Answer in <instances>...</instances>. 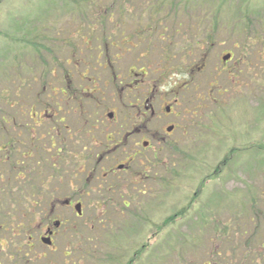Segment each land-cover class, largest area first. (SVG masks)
<instances>
[{"label": "rangeland", "instance_id": "1", "mask_svg": "<svg viewBox=\"0 0 264 264\" xmlns=\"http://www.w3.org/2000/svg\"><path fill=\"white\" fill-rule=\"evenodd\" d=\"M86 1L0 0V119H8L6 124L1 119L5 129L0 127V138L19 131L14 115L18 102L28 108L35 91L61 84V56L65 54V41L79 38L73 34L75 28L88 32L89 26L98 27L100 22L108 33L111 28L117 32L134 28L133 18L137 19L140 7L126 5L128 20L122 25L116 23L115 15H109L111 9L116 10L118 5L129 0H93L98 4L93 7L84 6ZM222 1L194 0L193 6L200 8V12L212 6L232 16V3L240 0ZM250 6L257 17L264 18V0H250ZM86 10L93 11V17L79 14ZM190 13L191 8L187 7L176 16L187 23L190 19L186 15ZM93 18H98V23L87 26ZM174 39L179 41L178 34ZM230 40V36L218 34L212 47L202 48L205 56L202 61L195 53L193 59L187 60L189 63L176 66L181 71L190 63L203 67L194 76L191 88L197 104H202L195 111L197 122L189 127L184 138H168L175 145L155 150L158 155L153 158V166L148 167L147 176L135 188L126 185L122 193L116 190L99 195L95 190L89 191L82 197L80 218L75 217L72 206L57 207L58 215L66 222L59 228L65 235L55 239L56 250L51 252L39 242L38 233H34L32 250L27 251L23 244L25 252H20L21 257L14 255L12 258L0 252V264H48L49 260L60 264L65 261L70 264H125L131 258L133 264H202L210 252L212 224L222 226L236 220L234 213L239 209L245 215L254 216L251 204L254 199L259 200V190L264 185V110L261 109L264 87L258 84L259 91L254 93L247 81L233 89L229 86L231 83L224 71L233 60L222 68L220 57L230 51ZM180 45L179 42L175 49ZM159 51L157 44L142 54L146 61L155 63ZM216 75L220 87L226 88L219 94L208 85V80ZM256 75L260 77L259 68ZM178 78L182 79L183 74ZM39 111L37 108L32 112ZM70 117L69 113L66 119ZM26 124L21 125L20 131ZM152 145L158 147L154 141ZM148 153L151 154L150 149ZM0 172L2 174L3 167ZM2 175L1 184L6 183ZM65 177L49 179L57 198L63 199L74 192L73 181L69 183ZM2 196L6 199L3 192ZM190 204L183 216L164 224L168 216ZM0 208H4L1 200ZM204 222L208 223L205 228ZM209 222H212L211 229ZM20 225L25 224L20 222ZM16 234L22 235V232ZM13 239L10 251L19 245L17 238ZM25 240L26 237L21 238L20 242ZM66 248L70 251L67 257L63 254Z\"/></svg>", "mask_w": 264, "mask_h": 264}, {"label": "flooded vegetation", "instance_id": "2", "mask_svg": "<svg viewBox=\"0 0 264 264\" xmlns=\"http://www.w3.org/2000/svg\"><path fill=\"white\" fill-rule=\"evenodd\" d=\"M65 42L61 99L67 114L57 124V110L47 117L29 113V134L23 136L19 120L14 149L19 155V173L23 165L20 157L39 154L47 160L54 156L62 159L61 177L73 181L74 192L63 199L56 195L51 198L47 223L30 225L37 229L28 232L27 251L34 246V233L51 252L56 250V237L65 235L59 227L66 222L58 215L57 207H73L78 202L82 206V197L93 190L99 195L116 190L122 193L126 185L135 188L147 176L148 167L153 166V158L158 155L155 150L175 143L168 138H184L197 122L195 111L202 107L191 91L199 71L185 72L187 76L182 79L172 77L177 74L161 70L158 63L150 66L142 54H134L131 38L119 41L120 46L114 39L102 43L96 40V46L90 38H69ZM69 113L78 119H65ZM23 114L21 107L19 118ZM85 115L95 118L85 121ZM152 141L157 148H153ZM3 147L0 144V151ZM55 220L60 224L53 229ZM48 235L50 242L46 244L42 237ZM63 254L69 256V249ZM48 264L60 263L49 260Z\"/></svg>", "mask_w": 264, "mask_h": 264}, {"label": "trees", "instance_id": "3", "mask_svg": "<svg viewBox=\"0 0 264 264\" xmlns=\"http://www.w3.org/2000/svg\"><path fill=\"white\" fill-rule=\"evenodd\" d=\"M193 2L194 0L125 1L118 5L119 9H111L109 15H115L118 19V22L116 20L115 22L121 25L128 19L127 10L124 8L126 5L140 7L139 12L137 11V20H133L139 26L133 29L131 35L128 32L123 33L121 29L117 32L115 28H111L108 33V29L104 28L105 25L102 22L98 27L89 26L88 32L92 33L94 46L97 45L96 40L102 43L110 39L117 40V46H120L119 41L129 38L132 39L134 46L140 45L144 51L147 49L151 51L158 44L160 51L156 62L161 64V70L171 73L180 72L181 69L176 66L189 63L187 60L193 59L195 53L199 55V61H202L205 57L204 49L212 47L218 34H226L230 36V51L234 56L230 67L224 71L225 77H228L231 83L229 86L233 89L247 81L252 91L258 92V84L261 88L264 87V18L254 14L250 0H240L232 3V6L230 4L232 16H226L220 12L221 9L212 6L205 7L200 12V8L193 6ZM93 5L98 4L93 0H87L84 3V6L93 7ZM187 7L191 8V13L186 15L190 21L184 23L176 15ZM83 14L85 17H93L94 12L86 10ZM144 17H146L145 20ZM98 21V18L89 19L86 25L92 26ZM177 34L179 41L174 39ZM162 41L165 43L163 44ZM174 41L181 43L177 50L175 47L178 44ZM191 64L193 63L186 64L188 67L184 70L192 69ZM258 68L260 77L256 75ZM208 85L218 92L226 89L221 88L217 83V75ZM262 93H264L263 89ZM261 109L264 110V105ZM1 119L0 127L4 130L3 124H6L8 119H2L3 124ZM14 138L17 137L13 135L3 138L5 147L0 151V167H3L2 174L6 179V183H0V200L4 203V208H0V252L7 258H12L14 255L19 257L20 252L22 254L25 252L22 247L25 242H20V239L26 237L29 230H32L31 224L48 217L50 206L48 203L54 196V186L50 184L49 179L60 178L63 175L62 159L54 156L52 160H47L46 157L38 154L28 158L20 157L23 165L19 173L17 166L19 155L14 149ZM44 171L46 173H43ZM2 174L0 172V178ZM2 192L6 194V199L3 198ZM259 196L258 206L256 204L258 201L255 199L251 204L254 216L245 215V212L242 213L239 209L234 213L236 220L230 219L234 221L229 222V220V223L222 226L212 224L211 248L202 264H264V185L259 190ZM191 205L168 216L164 224L173 223L176 217L183 216L185 210ZM20 222L25 225L19 226ZM211 223L209 222L210 229ZM207 225L208 223L204 222L203 228ZM16 232H22V235L15 234ZM13 237L17 238L19 245L16 244L10 251V246L14 245ZM133 263V258L125 262V264Z\"/></svg>", "mask_w": 264, "mask_h": 264}, {"label": "water", "instance_id": "4", "mask_svg": "<svg viewBox=\"0 0 264 264\" xmlns=\"http://www.w3.org/2000/svg\"><path fill=\"white\" fill-rule=\"evenodd\" d=\"M229 58H230V53H226V54L222 55V57H221V59H222L223 61H226V60H228ZM75 208L77 209L78 213H80V204H77V205L75 206ZM56 224H58V222H56ZM42 240L45 241V242H48V238H42Z\"/></svg>", "mask_w": 264, "mask_h": 264}]
</instances>
